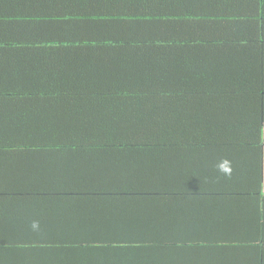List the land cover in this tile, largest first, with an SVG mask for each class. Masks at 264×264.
Masks as SVG:
<instances>
[{
  "label": "trees",
  "instance_id": "trees-1",
  "mask_svg": "<svg viewBox=\"0 0 264 264\" xmlns=\"http://www.w3.org/2000/svg\"><path fill=\"white\" fill-rule=\"evenodd\" d=\"M28 1L0 0V264H185L179 219L190 264H264V0Z\"/></svg>",
  "mask_w": 264,
  "mask_h": 264
},
{
  "label": "crops",
  "instance_id": "crops-1",
  "mask_svg": "<svg viewBox=\"0 0 264 264\" xmlns=\"http://www.w3.org/2000/svg\"><path fill=\"white\" fill-rule=\"evenodd\" d=\"M53 1V0H52ZM54 3H48V5L46 6H39L40 3L38 2H31L28 1L27 3H22L21 8H24L26 12H29L31 15H42V14H46V13H60L62 12V10L65 7V4H62L61 1L59 0H54ZM28 8V9H27ZM30 8V9H29ZM4 10H2L1 13H11L12 12L8 11L6 8L3 7ZM29 27L34 28V30H30L28 29V33L35 36V37H39V38H45L46 34L48 35H52V37H60V27H58V30L54 33L52 32V29L45 27L43 29H40L38 27L37 24H30ZM10 28L9 24L6 27V31ZM4 34V32L1 31L0 29V36ZM239 52H242V50H239ZM236 62V60H234ZM4 62V61H3ZM10 63V66H14L17 68H22V70H18L16 71V73L19 75V78H29V77H39V74H44V72L42 71H46V73L48 74L49 78H51V75L54 73L53 70H40L41 73L38 70L37 66H41L42 69L47 66L52 67V65H57L59 63L58 60H55L53 57L52 59L47 60V61H40V60H34L31 62H25V63H20L18 61H8L5 62L4 64H8ZM27 65V66H25ZM31 66V68L29 70H25V67ZM14 72L13 71H9V74H11ZM261 165H262V175H263V182H262V193L264 196V126H263V147H262V155H261ZM253 167L250 168V170L248 171L251 174H254L252 172ZM199 204V203H198ZM243 204H245L247 207L246 208H251L254 209L256 207V205L252 202L247 201V202H243ZM242 205V204H241ZM190 207V206H187ZM193 212L195 213H199L201 215L202 214H206V215H210L213 216V208L210 206V204L203 202L202 206L199 207V205L192 207ZM203 218V217H202ZM212 230V234L220 233V242L223 241L221 234L225 231L222 229H218L215 228L213 226H211ZM175 239H178L181 243L192 247V248H186L185 250H182V252L184 253V255L187 257V261L185 264H190L191 259L193 257V255L195 257H197V253H201V251L203 250V247L205 245V241H206V230L203 229V223L202 221L200 222L197 219H179L178 222L175 225V230H174V234L173 237ZM217 248V247H216ZM216 248H213V251L216 252L217 250H215ZM190 253H189V252ZM212 251H210L209 249V253L211 254ZM210 254L208 256V259L210 257ZM220 263V258L221 256H215Z\"/></svg>",
  "mask_w": 264,
  "mask_h": 264
},
{
  "label": "clouds",
  "instance_id": "clouds-1",
  "mask_svg": "<svg viewBox=\"0 0 264 264\" xmlns=\"http://www.w3.org/2000/svg\"><path fill=\"white\" fill-rule=\"evenodd\" d=\"M221 171H226V169H221ZM32 227L34 230L38 229V222H33Z\"/></svg>",
  "mask_w": 264,
  "mask_h": 264
}]
</instances>
